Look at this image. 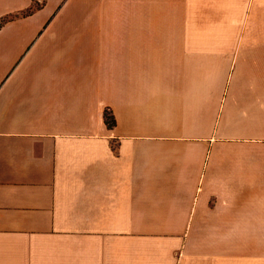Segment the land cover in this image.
Here are the masks:
<instances>
[{
  "label": "crops",
  "instance_id": "1",
  "mask_svg": "<svg viewBox=\"0 0 264 264\" xmlns=\"http://www.w3.org/2000/svg\"><path fill=\"white\" fill-rule=\"evenodd\" d=\"M0 264H264V0H0Z\"/></svg>",
  "mask_w": 264,
  "mask_h": 264
},
{
  "label": "trees",
  "instance_id": "2",
  "mask_svg": "<svg viewBox=\"0 0 264 264\" xmlns=\"http://www.w3.org/2000/svg\"><path fill=\"white\" fill-rule=\"evenodd\" d=\"M103 118H104V122L107 125V127L110 128L115 125V120L108 110H105Z\"/></svg>",
  "mask_w": 264,
  "mask_h": 264
},
{
  "label": "rangeland",
  "instance_id": "3",
  "mask_svg": "<svg viewBox=\"0 0 264 264\" xmlns=\"http://www.w3.org/2000/svg\"><path fill=\"white\" fill-rule=\"evenodd\" d=\"M36 9H37V8L33 7V10H36ZM29 11H31V9H30Z\"/></svg>",
  "mask_w": 264,
  "mask_h": 264
}]
</instances>
